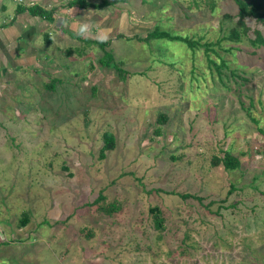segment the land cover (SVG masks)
Wrapping results in <instances>:
<instances>
[{
	"label": "rangeland",
	"instance_id": "1",
	"mask_svg": "<svg viewBox=\"0 0 264 264\" xmlns=\"http://www.w3.org/2000/svg\"><path fill=\"white\" fill-rule=\"evenodd\" d=\"M90 1L107 4L70 17L111 35L105 43L82 29L57 38L71 52L60 73L50 59L46 78L20 66L0 88V264H119L105 256L129 252L140 264L135 245H159L153 206L188 223L173 232L178 264H264V46L254 56L216 47L234 67L221 78L202 43L237 26L232 1L215 0L212 12L205 0ZM155 29L166 36L152 39ZM221 43L253 48L245 35ZM106 132L115 146L101 158ZM226 151L236 168L213 165ZM23 212L30 221L19 227Z\"/></svg>",
	"mask_w": 264,
	"mask_h": 264
},
{
	"label": "crops",
	"instance_id": "2",
	"mask_svg": "<svg viewBox=\"0 0 264 264\" xmlns=\"http://www.w3.org/2000/svg\"><path fill=\"white\" fill-rule=\"evenodd\" d=\"M55 1H57V3H53V0H33L32 4H28L38 5L47 10L57 6V10L52 15L53 18L48 20L47 18L31 15L28 8L19 11L16 7L14 12L11 13L4 3V0H0V88H2L4 85L7 87V82L11 83L13 73L16 72L20 66L28 67L31 65L39 67L41 68V76L46 78L45 70L42 68V63H46V61L50 59L48 68H50V65L53 64L50 69H52L54 73L61 71V69H63L59 66L61 59L67 62L69 60L68 55L71 53L67 52V50H63L64 47L62 43L60 44V41H63L67 37V34L72 37L80 38L79 35L74 34V31H81L82 29L84 30L83 32H85V35H87L85 38H90V40L96 38L97 41H103L108 40L111 37L110 35L109 37L104 38V32L102 30H98V26L92 25L90 23H88L87 27L84 29L80 28L78 23L79 19L76 20L75 18L73 19L72 16L70 17L71 11L74 13V10L78 8L76 6L67 8L64 6L65 2L63 3L61 0ZM50 2L52 4H50ZM39 4L48 7L41 6ZM88 9L89 8L78 10L86 14ZM60 17L63 19L62 26L60 24L58 25L57 22ZM53 26L56 28V32L59 33V36L54 37L53 34L48 31L49 29H52ZM43 28L48 32H44V35L40 36L42 31L41 29ZM94 29H96L95 32L93 31ZM109 34H111V32H109ZM57 38L60 39V41ZM40 39H42L43 42ZM49 46L52 48L47 51L45 48ZM42 50H45L44 54L42 53ZM41 57L43 59L42 61L40 60ZM71 59L73 60L75 57L70 58V61ZM36 77L37 80H41V78H38V76ZM54 78L56 79V77ZM173 223L176 224L174 230ZM180 223H183V221ZM180 223H178V219H168L166 222L167 229L162 233H158L156 227L153 226L150 230L152 231L151 236L156 238L155 241L159 245H146L142 247L143 250H139L138 246L135 245L137 249L136 253H140L138 256L140 258L137 259L139 263L178 264L179 259L176 250L179 248V246L176 244L177 240L173 239V232H178L180 229ZM187 224L188 223H183V225ZM139 230H141V226ZM146 230L147 229L143 227V234L147 236L150 231L147 230V233H145ZM187 231L188 228H186V230L183 229L182 235H178L180 237L178 242L183 241V234ZM181 253V255H187L183 252ZM128 255L129 258L132 257L133 252H129ZM105 257H117L119 264H132L133 262V260L127 257L122 260L119 258V256ZM102 261L103 259L100 258L97 261H93V264H102Z\"/></svg>",
	"mask_w": 264,
	"mask_h": 264
},
{
	"label": "trees",
	"instance_id": "3",
	"mask_svg": "<svg viewBox=\"0 0 264 264\" xmlns=\"http://www.w3.org/2000/svg\"><path fill=\"white\" fill-rule=\"evenodd\" d=\"M232 1L235 6H236V11L234 13V16L236 18V23L237 26L236 27H231L229 29V32L227 35H222L220 37H217V39H215L214 41H206L204 43H202V48H204V50L206 51L205 54H209V52L211 51L214 55H216L217 60L212 59V57L207 56V62L208 65L213 67V70L216 71V73L219 75V77L223 78V76L227 73L226 71H231L232 74L234 73V67L230 65L229 60H227L225 57H223L222 55H220L217 50L216 47L218 48L219 51H223V52H231L232 50H237V52H245L246 54L250 55V56H254L257 53V49H259L261 46H264V37H263V33L260 31L259 28H254L252 29L253 33L255 34V37H251L249 35V31L251 30V27L248 23L249 20H253L257 25H260L261 28H264V0H230ZM23 4V3H22ZM22 4H18L17 6V10L22 11L25 8H28L29 13L31 15L34 16H40L43 18H47L48 20H51L53 17V13L57 10V6L47 10V9H43L42 7L38 6V5H22ZM107 4V1H103L101 3H93L89 0H68L64 6L69 8V7H74L76 6L78 9H87L90 7H94V8H99L101 6H104ZM205 4L208 8V10H210L211 12L213 11V9L215 8V0H205ZM199 3H197L196 5L193 4V6H197L198 7ZM201 11H204L203 9H201ZM206 13H208L206 11ZM226 17L231 16L229 13H225L224 14ZM155 36H152V39L157 37V38H162L166 36L165 32H159L158 29L154 30ZM245 35L249 42L251 43V46L253 47L251 52L248 53V50H245L243 47L238 46V45H231L229 47H225L222 45V41L223 40H230V41H235V42H239L242 41V36ZM146 39H151L150 38V34L148 33L146 35ZM171 39L174 40H179L182 42L187 43L188 45H190L191 47L193 46H197V42L192 41V38H188V37H183L180 35H173L171 37ZM84 40H87V38H85ZM102 43H105V41H99ZM101 43V44H102ZM201 45V44H200ZM215 47V48H214ZM254 54V55H253ZM226 66H228L226 68ZM53 80H55V78H53ZM49 89H52V87H49ZM162 116L161 114L158 116V118ZM103 141L104 144L100 149V157L103 158L104 157V153L106 150L109 149H113L115 146V141L114 138L111 134H109L108 132L104 133L103 135ZM212 163L214 166H218L220 164H223L224 167L226 169H234L239 165V160L237 159L236 156L230 154L228 151H226L223 156H216L214 155L212 157ZM232 190V189H230ZM231 192V191H230ZM98 198L103 199V196L101 195V193L98 195ZM183 198H194L197 200H202V197L195 195V194H190V193H184L183 194ZM214 201H210L207 204H205V207L207 208L210 204H213ZM202 203V202H201ZM106 207H111V205H107ZM151 214L153 215V226L156 227V229L158 230V233H162L163 231H165L167 229L166 227V222L168 219L166 216V213L163 211L161 216H158L160 213V209L157 206H153L150 209ZM219 211V209H218ZM218 213V212H215ZM30 221V214H28V212H23L21 213V217L18 219V226L19 227H23L25 226L28 222Z\"/></svg>",
	"mask_w": 264,
	"mask_h": 264
},
{
	"label": "built area",
	"instance_id": "4",
	"mask_svg": "<svg viewBox=\"0 0 264 264\" xmlns=\"http://www.w3.org/2000/svg\"><path fill=\"white\" fill-rule=\"evenodd\" d=\"M13 2L17 3V4H22L25 2V0H12Z\"/></svg>",
	"mask_w": 264,
	"mask_h": 264
},
{
	"label": "water",
	"instance_id": "5",
	"mask_svg": "<svg viewBox=\"0 0 264 264\" xmlns=\"http://www.w3.org/2000/svg\"><path fill=\"white\" fill-rule=\"evenodd\" d=\"M61 21H62V19H61V17H60V19H58V25L60 24L61 25Z\"/></svg>",
	"mask_w": 264,
	"mask_h": 264
}]
</instances>
